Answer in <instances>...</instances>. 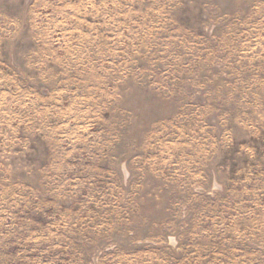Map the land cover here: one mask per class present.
I'll use <instances>...</instances> for the list:
<instances>
[{
	"label": "rangeland",
	"instance_id": "obj_1",
	"mask_svg": "<svg viewBox=\"0 0 264 264\" xmlns=\"http://www.w3.org/2000/svg\"><path fill=\"white\" fill-rule=\"evenodd\" d=\"M0 264H264V0H0Z\"/></svg>",
	"mask_w": 264,
	"mask_h": 264
}]
</instances>
